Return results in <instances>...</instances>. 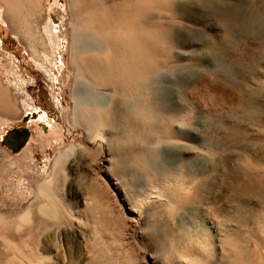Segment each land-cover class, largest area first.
I'll use <instances>...</instances> for the list:
<instances>
[{"label":"rangeland","instance_id":"obj_1","mask_svg":"<svg viewBox=\"0 0 264 264\" xmlns=\"http://www.w3.org/2000/svg\"><path fill=\"white\" fill-rule=\"evenodd\" d=\"M41 1L42 15L36 16L40 33L44 35L43 29L51 21L60 35L59 46L52 53L37 46L33 50L28 40L17 32L16 22L12 26L8 23L0 4V89L7 91L13 106L10 111L0 108V121L3 122L0 125V201L6 212L25 208L33 200L32 178L35 181L45 179L59 153L72 144L75 150L62 161V180L65 181L60 182L62 187H58L61 190H57L56 199L62 208H69L67 211L70 210L75 218H66L72 221L65 219L66 223L59 228H41L37 233L24 235L22 239H27L24 242H36L50 248L43 254L45 260L30 263L12 250L6 255L0 238V264H190L186 256L202 258L199 264H244L247 256L242 251L245 246L242 238L249 228L257 235L250 259L264 264V239L260 233L264 231V201H246L252 213L246 223L236 220L225 223L219 215L221 208L233 211L235 201L243 200L234 190L225 188L221 173L233 165V155L240 152L242 146L254 149L264 143V102H261L263 110L255 121L246 120L240 104L250 91L261 88L250 70L264 74V65L244 63L240 57L257 53L259 44L248 36L247 28L254 22L260 31H264L261 21L264 22V3L259 4L262 14L259 12L258 18L255 0H230L229 8L234 12L235 20L230 32L223 22L216 20L208 21L207 25H210H204L206 29L196 26L191 29L197 43L192 54L197 61L186 60L184 63L189 69L163 84L171 87L173 93L176 91L175 100L179 99V86L186 85L181 97L185 101L195 97L199 103L193 138H188L177 148L147 130L143 134L144 140H149L146 146L133 139L125 125L106 131L107 138L93 139L94 130L90 129L92 134L88 132L81 118L74 121L71 98L74 71L69 64L71 21L67 1ZM176 3L178 8L183 7L184 0H175ZM166 15L162 12L158 18L163 24L167 21ZM24 17L26 25L33 20L26 13ZM16 20L21 22V18ZM210 41L218 42L219 58L205 50V44ZM46 53H49L47 58ZM260 53L264 58V49ZM36 55L44 57L43 67L48 72L36 67L32 60L38 57ZM160 56L159 59L163 58ZM195 79L199 86L192 90L190 86ZM262 95L264 98V91ZM23 100L35 109L29 107L25 111L21 107ZM232 124L244 131L243 136L228 135ZM134 125L145 128L147 124L138 118ZM49 130L60 135L57 141H48L52 138ZM154 150L160 153L161 159L172 158L177 164L186 160L188 169L201 171L204 167L214 177V187L201 193L193 192L187 197L190 201L180 202L182 191L173 184L171 177L153 176L152 166L142 162L141 156ZM247 165L251 168L253 163ZM163 167L164 172L169 171V166ZM156 191H160L166 200L153 198L145 203L144 197ZM173 204L179 207L175 209ZM15 219L16 216L11 218L12 221ZM189 225L205 226L206 236L190 233L186 229ZM156 233H166L165 240L169 238L160 241ZM225 235L231 245L223 241ZM171 237L183 242L184 247L173 252L174 246L169 243Z\"/></svg>","mask_w":264,"mask_h":264},{"label":"bare ground","instance_id":"obj_2","mask_svg":"<svg viewBox=\"0 0 264 264\" xmlns=\"http://www.w3.org/2000/svg\"><path fill=\"white\" fill-rule=\"evenodd\" d=\"M66 1L71 21L68 30L70 39L68 53L70 55V68L74 71L71 93L74 105V121L76 122L78 118H81L85 127L89 129L88 132H91L90 129L94 130L95 138L93 137V139L97 137L107 138L105 136L106 131L124 125L133 139L139 140L146 146L149 142V140L148 142L144 140L143 134L146 130L162 137L173 147L180 146L188 138H193L192 134L196 131L195 120L199 108L198 99L190 97L188 101H185V98L181 97V95L184 96L186 86L183 84L177 90L179 99L175 100L173 95L176 91L174 90L173 93L170 90L171 87H165L163 84L171 82L175 77L182 76L181 74L189 69L184 63L186 60L197 61V57H194L192 52L197 44L191 30L193 27L194 29L195 26L196 28H204V25L208 27L210 25H207L208 21L216 20L223 22L228 32L231 31L235 20L232 16L234 12L232 13L231 8H229L230 0H184L183 7L179 8L177 3L175 4V0ZM262 2L264 3V0H255V6H257L255 14L258 18L262 12L258 7ZM0 4L4 7L8 23L12 26L16 22L17 32L28 40L27 43L31 44L32 49L37 46L42 48L44 52L50 50L51 53L53 52V49L58 45L60 35L54 30L55 27L50 24L49 19V23L43 29L44 35L40 33L36 16L43 12L41 0H0ZM162 12L167 13L165 24L158 19ZM25 13L33 19L27 25ZM19 18H21L22 23L16 20ZM261 21L264 23L262 19ZM247 32L251 39L258 42L259 48L256 54L248 53L240 57L241 61L244 63L250 61L254 65H264V58L260 55L261 50L264 49V31H260L258 24L253 22L249 24ZM216 43L211 41L206 43L205 50L212 57L219 58L221 48ZM49 53H46V58ZM163 53L164 57L162 56ZM159 54L163 58L159 59ZM43 58L38 56L32 60L38 69H45L48 72L46 67H43L45 61ZM254 65L252 66L254 67ZM250 71L252 72L251 76L257 78L258 83L256 84L261 85V88L250 91L248 97L246 96L247 98L243 99V103L240 104L243 106L242 110L246 120L255 121L257 114L260 115L263 110L261 105L263 103L261 102H264L262 95L264 74L255 73L252 68ZM196 79L193 85L191 82L189 83L191 86L188 85L192 90L199 86ZM0 88L2 89L1 86ZM1 89L0 108L10 111L13 106L9 101L7 91H1ZM27 102L24 100L21 102V107H24L25 111H28L29 107L31 110L35 109ZM39 116L41 117V115ZM138 118L141 121H146L145 128H138L134 125V120L136 121ZM2 124L3 122L0 121V125ZM229 126L228 135L238 138L240 135L243 136L244 131H241L238 125ZM116 131L119 132V130ZM49 132L52 136L51 139H48L50 143L59 139V134H52L51 130ZM249 147L243 148L242 146V150L233 155L234 158L232 157L234 159L233 165L221 173L222 184L225 188L228 191L234 190L238 196L243 197V200L235 201L234 206H232L233 211L226 209V207L219 210V215L225 223L235 220L239 223L249 222L252 213L249 211L250 208L246 201H264V143L254 149ZM73 148L75 147L71 144L59 153L45 179L35 181L32 178L31 183L34 185L33 200L25 208L19 207L14 211L6 212L5 205L0 201V238H2V248L5 249L4 254L9 250L19 252L21 259L28 260L30 263L35 260H45L46 257L43 254L48 253L50 248L40 246L36 242V244L31 241L26 243L24 241L27 239H22L24 235L37 233L41 228L46 230L50 227L59 228L66 223V220L75 218L70 210L67 211L69 208H62L56 199L58 197L57 190L62 187L60 182L64 175V173L62 174V167L64 166L61 167L62 161L73 153L72 151L75 150ZM156 150L142 155V162H145L146 166H152L150 171L153 176L164 178L168 175L171 177L173 184L178 185L182 191V194L179 195L182 199L180 202L190 201L187 197L193 192L201 193L205 189L211 190L214 187L215 179L204 167L200 166L202 167L201 171H195L192 167L190 168L193 170L188 169L189 163L186 164V160L177 164L174 162L175 159L164 158L165 155L163 156L164 159H161L159 158L160 153ZM249 162L253 163L251 168L247 165H250ZM164 165L169 166L168 172H164ZM166 172L167 174H165ZM64 181L62 180L63 183ZM220 197L223 196L220 195ZM153 198L165 199L160 191H156L155 194L146 195L144 201L147 203ZM223 199H227V196ZM175 205L173 204L174 208L179 207L177 204ZM173 206L171 205V207ZM232 212L236 214L234 215ZM13 216H16L15 221L11 220ZM68 217L69 219H66ZM186 229L192 234L203 235L204 237L207 232V228L203 225H189ZM246 232L245 238H242L245 242L242 251L247 256L244 264H262L260 262L255 263L253 258L250 259L252 252H254L251 247H255L257 244L256 232L252 228ZM260 233L264 239V231H260ZM165 235L156 233L160 241L168 240L169 237L167 238V236L165 240ZM172 237L169 243L174 246L173 252H176L177 248L184 247L183 242H177ZM194 238L197 241V238ZM223 241L225 244L232 243L228 239V235L224 236ZM18 242H21L22 245ZM186 258L190 264H199L203 261L202 258L191 256H186Z\"/></svg>","mask_w":264,"mask_h":264},{"label":"water","instance_id":"obj_3","mask_svg":"<svg viewBox=\"0 0 264 264\" xmlns=\"http://www.w3.org/2000/svg\"><path fill=\"white\" fill-rule=\"evenodd\" d=\"M10 148V146H8Z\"/></svg>","mask_w":264,"mask_h":264}]
</instances>
